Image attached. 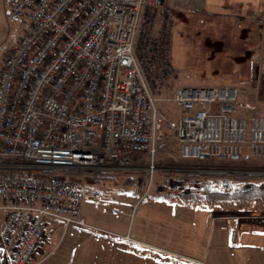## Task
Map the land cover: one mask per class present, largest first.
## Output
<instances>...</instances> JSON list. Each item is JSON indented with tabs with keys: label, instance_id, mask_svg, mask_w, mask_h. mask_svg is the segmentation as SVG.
<instances>
[{
	"label": "built area",
	"instance_id": "1",
	"mask_svg": "<svg viewBox=\"0 0 264 264\" xmlns=\"http://www.w3.org/2000/svg\"><path fill=\"white\" fill-rule=\"evenodd\" d=\"M162 2L5 0L23 30L0 68V264H30L52 222L91 227L82 204L106 195L67 171L144 169L137 207L170 135L182 160L263 161L264 116L240 113L237 87H179L174 118L159 106L135 47L143 11Z\"/></svg>",
	"mask_w": 264,
	"mask_h": 264
},
{
	"label": "crops",
	"instance_id": "2",
	"mask_svg": "<svg viewBox=\"0 0 264 264\" xmlns=\"http://www.w3.org/2000/svg\"><path fill=\"white\" fill-rule=\"evenodd\" d=\"M174 1L178 23L183 11L197 12L204 27H221L248 41L246 71L243 58L234 63L227 57L231 69L222 85L249 92L247 106L258 104L264 115V0ZM103 195L89 213L82 212L90 228L63 230L52 222L54 233L42 240L30 264H264V221L256 214L159 199L135 207L133 189L125 188Z\"/></svg>",
	"mask_w": 264,
	"mask_h": 264
},
{
	"label": "rangeland",
	"instance_id": "3",
	"mask_svg": "<svg viewBox=\"0 0 264 264\" xmlns=\"http://www.w3.org/2000/svg\"><path fill=\"white\" fill-rule=\"evenodd\" d=\"M174 0H163L157 8L145 9L140 20V27L135 47V55L139 62L141 71L156 97L159 98V106L174 118L177 116L173 107L171 98L178 87H212L222 85V77L230 73L227 57L244 59L247 57V50L250 47L248 41H244L242 36L232 35L230 37L224 28L215 29L206 28L201 14L197 12L183 11V21L178 23L175 17L176 9ZM177 20V21H176ZM208 26V24H207ZM23 24L9 18L8 9L5 0H0V68L7 54L15 47L21 37ZM227 30V29H226ZM228 31V30H227ZM234 36H237V40ZM234 40L233 45L228 41ZM242 59V60H243ZM233 63V64H234ZM241 63V61H240ZM243 70L248 67L247 61L243 62ZM250 100V93L238 92L237 102L241 106L242 114L247 112V101ZM252 104V102H250ZM248 103V104H250ZM260 108L258 104H253ZM264 116L263 114H261ZM195 163L194 160H182L178 157L177 148L173 136L167 138V144L163 150H160L156 158V167L159 168L152 178V186L156 176L166 169L162 166H170L172 163ZM200 165L238 166L254 169L257 171H245L255 174L264 175V158L263 161L247 163H231L215 159L206 160L199 163ZM143 169V165H140ZM171 167V166H170ZM172 171L182 169L172 166ZM116 178L99 180L97 182H87L84 175L79 176L84 181L85 190L98 192L101 194H120L125 188L127 191L133 189V182L143 181L147 177L145 170L133 174L131 184L126 187L125 175H114ZM125 178V179H124ZM151 186V190H152ZM150 190V192H151ZM150 192L148 194H150ZM99 200H86L82 204V212L89 213L91 204ZM140 205V204H139ZM226 211V210H222ZM229 211V210H228ZM230 212H248L260 217L264 211H235ZM88 223V222H87ZM87 228V227H86ZM59 242H55L52 247H57ZM53 248L51 252L55 250ZM7 260L4 256L3 261Z\"/></svg>",
	"mask_w": 264,
	"mask_h": 264
},
{
	"label": "trees",
	"instance_id": "4",
	"mask_svg": "<svg viewBox=\"0 0 264 264\" xmlns=\"http://www.w3.org/2000/svg\"><path fill=\"white\" fill-rule=\"evenodd\" d=\"M199 163L162 166L166 170L156 176L147 199L226 211H264V175L245 172L261 169L233 165L203 166ZM172 166L182 170L172 171ZM66 174L75 177L84 175V180L92 183L116 178V174L101 172L67 171ZM133 174L124 173L128 179L125 186L132 185Z\"/></svg>",
	"mask_w": 264,
	"mask_h": 264
}]
</instances>
